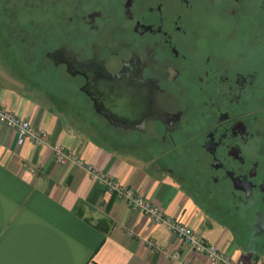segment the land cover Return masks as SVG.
I'll use <instances>...</instances> for the list:
<instances>
[{
    "label": "flooded vegetation",
    "instance_id": "flooded-vegetation-1",
    "mask_svg": "<svg viewBox=\"0 0 264 264\" xmlns=\"http://www.w3.org/2000/svg\"><path fill=\"white\" fill-rule=\"evenodd\" d=\"M25 1L36 77L69 113L141 160L189 151L202 193L264 246V0Z\"/></svg>",
    "mask_w": 264,
    "mask_h": 264
},
{
    "label": "crops",
    "instance_id": "crops-1",
    "mask_svg": "<svg viewBox=\"0 0 264 264\" xmlns=\"http://www.w3.org/2000/svg\"><path fill=\"white\" fill-rule=\"evenodd\" d=\"M0 108L48 134L45 146L29 139L19 144L18 135L0 123V264H213L108 193L87 167L132 187L232 260L264 264L262 243L236 238L165 164L110 145L103 131L77 128L79 119L88 120L73 117L39 88L9 80L0 85ZM53 145L83 165H58Z\"/></svg>",
    "mask_w": 264,
    "mask_h": 264
},
{
    "label": "rangeland",
    "instance_id": "rangeland-1",
    "mask_svg": "<svg viewBox=\"0 0 264 264\" xmlns=\"http://www.w3.org/2000/svg\"><path fill=\"white\" fill-rule=\"evenodd\" d=\"M24 1L25 0H0V85H7L9 80L13 79L32 86L29 81L22 78L18 63L20 62L24 64L27 69L32 70L36 67L37 61L41 58L37 50L34 49L37 41L33 37V35H35V30L33 23H30L31 18L26 15H21V13L23 14L21 6L25 4ZM25 5V9H32L28 8L27 3ZM43 9L44 7L37 6V9H33L34 13L32 16L38 19V12L43 11ZM22 34L26 36L22 37ZM28 36H30V38H27ZM42 85L45 86L46 84L43 83ZM58 91H62L61 95L65 94L66 97H68L66 87H61ZM84 119L89 120V116L86 114ZM78 121L79 122L76 123L77 128L86 131L90 130V133L93 131L91 128L87 127L88 125L85 121H83V124L81 123L82 120L79 119ZM98 127L101 131L108 134L110 138H114V134L99 122ZM124 151L132 153L128 150ZM162 163L170 169L173 176L178 178L185 190L190 191L201 202L206 201V203H204L206 207L222 216L223 221L234 230L236 238L240 240L245 239V234L251 231L249 227L250 220L247 216L240 215L236 218L237 224H234L231 218L232 214L226 212V208L221 206L220 202H216V200L210 198L209 195L202 193L198 187V166L189 151L177 150L168 157H165Z\"/></svg>",
    "mask_w": 264,
    "mask_h": 264
},
{
    "label": "built area",
    "instance_id": "built-area-1",
    "mask_svg": "<svg viewBox=\"0 0 264 264\" xmlns=\"http://www.w3.org/2000/svg\"><path fill=\"white\" fill-rule=\"evenodd\" d=\"M0 123L18 135L19 144L27 139L35 146H45L48 144V134L45 131L35 129L29 120L23 119L2 108H0ZM51 151L58 165L64 166L70 162L80 166L83 165L71 151L63 146L53 145L51 146ZM86 169L93 178L104 186L108 193L115 194L119 199L124 200L129 208L139 211L154 224L164 227L194 254L204 256L213 264H241L232 260L215 245L205 241L192 228L177 219L167 216L163 210L142 197L132 187L123 186L111 177L98 173L91 167H87ZM147 247L149 249L153 248V243L149 241ZM173 258L177 259L178 254L175 253Z\"/></svg>",
    "mask_w": 264,
    "mask_h": 264
},
{
    "label": "trees",
    "instance_id": "trees-1",
    "mask_svg": "<svg viewBox=\"0 0 264 264\" xmlns=\"http://www.w3.org/2000/svg\"><path fill=\"white\" fill-rule=\"evenodd\" d=\"M18 66H20L22 78L29 81L33 86L39 88L45 95L50 97L53 101H56L58 104H60L62 106H67L68 103H67L66 95L65 94L61 95L62 91H58L61 89V86L59 87V86H54L51 84L49 85L47 83H45L46 85L43 86L42 84L44 82L39 83V81L36 77V67H34L32 70H29V69H27V67H25L24 64H22L20 62L18 63ZM53 94L55 96L60 94V96H59V98H56ZM247 240H250V239H247Z\"/></svg>",
    "mask_w": 264,
    "mask_h": 264
}]
</instances>
